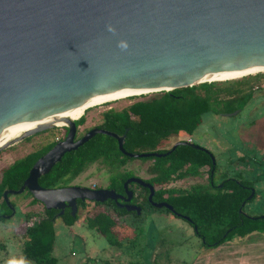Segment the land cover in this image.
<instances>
[{"label":"water","instance_id":"water-1","mask_svg":"<svg viewBox=\"0 0 264 264\" xmlns=\"http://www.w3.org/2000/svg\"><path fill=\"white\" fill-rule=\"evenodd\" d=\"M260 68L264 0H0V138L17 134L31 122L54 119L0 144V151L50 130L54 121L67 128L64 139L33 163L19 189L2 193L4 203L13 214L8 197L26 191L46 211L59 210L61 216L67 207L71 217L77 200L108 199L116 204L120 197L113 191L43 189L37 184L64 154L97 134L115 140L127 158L164 157L128 154L122 149L124 134L97 128L74 141L75 120H56L59 112L131 92H167L213 82L207 80L213 75ZM190 147L205 153L214 165L208 151ZM129 184L147 190L152 208L173 213L167 204L153 203V188L137 178L123 182L125 201L131 197ZM252 196L250 190L247 201ZM123 209L140 215L137 206Z\"/></svg>","mask_w":264,"mask_h":264},{"label":"trees","instance_id":"trees-1","mask_svg":"<svg viewBox=\"0 0 264 264\" xmlns=\"http://www.w3.org/2000/svg\"><path fill=\"white\" fill-rule=\"evenodd\" d=\"M139 97L142 99L120 110H110L100 114V123L96 127L117 136L124 134L122 149L128 154H159L164 153L157 150L161 141L178 133L191 136L199 127L203 115L210 113L221 116V114H230L235 111L237 114L240 113L253 99V87L247 80L223 82V84L211 82L153 93L146 99H143L142 95ZM127 99L132 100L133 97ZM82 123L81 116L76 121V125L79 126ZM55 144V141H51L2 169L0 206L5 213L2 214L3 217L0 214V221L13 215L11 210L6 208L2 193L19 189L33 163ZM240 159L242 157L238 160ZM128 160L132 159L118 151L115 140L97 134L76 150L64 154L47 174L37 180V184L43 189L59 186L65 179H74L88 166L95 164L112 173V177L108 179V189L115 190L118 187L121 193L122 182L133 176L125 173L123 169ZM141 160L152 162V166L148 169L150 174L148 182L154 189L152 201L164 202L171 207L174 214L166 209L150 207L148 209L164 211L171 217L187 218L190 227L195 230L193 235L199 239L201 247L214 248L232 238L242 239L252 233L264 234V220L258 216L248 218L249 216L247 217L243 211L244 206L258 196L254 187L260 180L258 177L254 176L251 181L227 178L218 182L217 185L214 183L211 187L195 184L186 190H180L174 187V184L181 179L199 178L203 173L206 175L210 173L211 162L205 153L179 146L164 157ZM256 164L259 167L263 166L261 168L264 169V155L257 160ZM262 173L264 176V170ZM250 190H253V196L247 201ZM259 196L261 197L262 194L259 193ZM31 204H38V202L32 199ZM9 205L14 208L12 204ZM78 208L86 212L81 202H78ZM112 211L106 213L93 209L90 213L88 212L83 223L86 229L100 236L109 247L120 249L122 241L113 231L116 221L112 217L120 218L128 214L116 208H112ZM52 214L53 212L44 210L43 217L35 220L34 215L24 214L25 218H30V221L24 230L19 253L23 263L57 264V259L53 255L55 244L53 223L56 218ZM130 215L133 216L135 221L133 225L136 227L135 224L141 220L142 214ZM261 215L264 216V214ZM77 219V215L71 217L66 212L59 221L69 229ZM134 233L135 236L141 234ZM202 241L204 244H201ZM132 247L133 244L130 245V248ZM128 264H145V262L135 261Z\"/></svg>","mask_w":264,"mask_h":264},{"label":"rangeland","instance_id":"rangeland-1","mask_svg":"<svg viewBox=\"0 0 264 264\" xmlns=\"http://www.w3.org/2000/svg\"><path fill=\"white\" fill-rule=\"evenodd\" d=\"M241 80H247L252 84L253 99L240 113L234 116H224L226 114L214 116L208 113L201 117L199 133L216 140L215 144H212L214 146L210 147L217 163L213 176L214 183L227 178L251 181L256 173L264 170L261 168L263 166L259 167L255 162L264 154V115H260V112H264V71L213 82L223 84ZM151 94L153 93L142 94L143 99ZM139 96H130L133 97L132 100H128V97L116 99L88 108L82 115L83 123L78 126L76 135L98 125L99 116L104 111L120 110L132 102L141 100L142 97ZM62 129L63 126H54L46 133L30 136L28 140H22L1 150L0 174L2 169L14 160L39 150L54 138H61ZM165 144L164 142L163 145ZM242 144L257 149L245 150ZM237 156H241L242 159L237 160ZM150 163L132 159L126 162L123 169L125 173L145 178L150 176L145 169ZM111 177L112 173L94 164L88 166L73 182L82 186L95 185L103 188ZM205 178L206 173H203L199 180H181L174 184V187L186 190L194 181L204 183ZM262 180L260 179L254 186L257 195L261 193L262 196L260 198L256 196L243 208L247 217H261V214H264ZM7 201L13 205L14 214L0 221V264H26L19 258L23 233L30 221L24 214L34 215L35 220L43 217V212L39 204H31L30 195L25 191L18 195H10ZM6 208L8 209L7 206ZM4 213L5 210L0 206L2 217ZM89 213L79 210L77 221L69 229L59 220L54 221L53 255L57 259V264H128L135 261L145 264H264V234L252 233L242 239L232 238L217 247L206 249L201 247L200 241L194 237L186 222L173 218L164 211L146 208L141 220L135 224L136 227L133 225L135 221L132 215L112 217L116 221L113 231L122 241V247L119 249L109 247L100 236L84 227L83 220ZM134 232L141 234L135 236Z\"/></svg>","mask_w":264,"mask_h":264},{"label":"flooded vegetation","instance_id":"flooded-vegetation-1","mask_svg":"<svg viewBox=\"0 0 264 264\" xmlns=\"http://www.w3.org/2000/svg\"><path fill=\"white\" fill-rule=\"evenodd\" d=\"M110 110L111 109H108V110H106L104 112H107V111H110ZM260 115H264V112H262V113L260 112ZM74 124H75L76 130H77L78 126L76 125V121L74 122ZM96 126H99V124L96 125ZM96 126L92 127L91 129L97 128ZM199 127H200V125H199ZM199 127H197L196 131L191 136H187L184 133H178L176 135H170L169 137H167L166 139H164L163 141H161L157 150L158 151H164V153H159L158 155H164V156H166L168 153H170V151H173L176 147H179V146H184V147H189V148H191L190 146H198V147H200V148L205 149L206 151H208L212 155V157L214 158L213 153H212L210 147L211 146H214L212 144H215L216 140L213 139V138L210 139L208 136H204V135L200 134L199 131H198L199 130ZM62 130H63L62 137L59 138V139L58 138H54V140H53L56 143L61 142L64 139L65 135H66L67 128L63 126V129ZM46 132H44V133H46ZM86 132H84L83 134H80L78 136L76 135V132H75L74 141H76L79 138H81ZM213 141H214V143H213ZM162 142L163 143L165 142L166 144L163 145ZM176 144H178V145L175 146ZM242 145H243L242 147L245 148V150H255V149H257V148H254V146L248 148V147L245 146V144H242ZM263 150H264V148H263ZM149 162H151V161H149ZM151 166H152V162L150 163V165H148L145 168L147 170V172H148V169ZM216 166H217V163H216L215 158H214V165L213 166L211 165L210 173L208 175H206V178L204 180V183H199V181H194L191 185H195L196 184V185L203 186L205 184L204 187H206V186H210V187L213 186L214 185L213 176H214V171L216 169ZM117 171L119 172V166L117 168ZM148 174H149V172H148ZM76 178H74V179H76ZM128 178H137V179H140L141 181H143L145 184H149L148 181H149L150 176L149 177L142 178V177H138L137 175L133 174V176L128 177ZM128 178H126V179H128ZM200 178L201 177H199V178L198 177L197 178H184V179H181V180H186V179L199 180ZM74 179H65V181L62 182V183H60L59 186H56V187H53V188H65V187H74V186L76 187V186H78V187H84V188H87V189L93 190V191H95V190L113 191L115 195H117L118 197H120V199H117L116 200V204L114 202H112L111 200H108V199L106 201H104L103 203L83 201L81 203L84 205L85 211L91 212V211H93V209H97L99 211H105L106 213H108V212H113L112 211V208H116L119 211L125 212L124 209H123L125 206H137V207L140 208V214H144L146 208L147 209L149 207L152 208L150 206V204L146 200V197L148 195L147 190L144 189V188L139 187L136 184H129V185L126 186V190L129 191V192H131V197L128 199V201H125L127 197H126L125 192H124L123 187H122L123 182L121 184V190H122V192L120 193L118 187L115 190L114 189H108V182L105 185V187L99 188V187H97L95 185H90V186L85 185V186H82L81 184L74 183L73 182ZM215 184L217 185V183H215ZM153 191H154V189H153ZM30 198H31V196H30ZM144 198H145V201H144ZM31 200H32V198H31ZM78 202H80V201H78V200L76 201V213H75V215H77L78 211L81 210V209L78 208ZM153 203H156V202H153ZM159 203H164V202H159ZM38 204L40 205V207L42 209V212L44 213V210L45 209L43 208V206L40 203H38ZM152 209H155V208H152ZM161 209H164V208H161ZM50 212H53L52 215L57 220H59L60 217H62L66 212L70 214V210L67 207H65L63 209L61 216L59 215V210H51ZM132 213L133 212H129L127 214L130 215ZM13 214H14V212H13ZM173 218H177V219L183 220L190 227V223L188 221H185L183 219V217L182 218L181 217H173ZM190 230H191L192 233L195 232V230L192 227H190ZM196 239L199 240L198 238H196ZM201 244H204L203 241L201 242Z\"/></svg>","mask_w":264,"mask_h":264},{"label":"bare ground","instance_id":"bare-ground-1","mask_svg":"<svg viewBox=\"0 0 264 264\" xmlns=\"http://www.w3.org/2000/svg\"><path fill=\"white\" fill-rule=\"evenodd\" d=\"M260 71H264V68L254 69V70H247V71H241V72H235V73H228V74L213 75V76L208 77L207 80L208 81L230 80V79H234V78H237V77H245V76H248L250 74L257 73V72L259 73ZM145 93H147V92L146 91H136V92H131V93H127V94H122V95L110 97V98H107V99H103V100H100V101H96V102H93V103H89V104H86V105H82V106H79V107H75V108H71V109L59 112L58 114H56L54 116V118L56 120H58V119L77 120L83 115L85 110H87L90 107H94L95 105H100V104H103V103H106V102H110V101H113V100H116V99L127 98V97H130V96H137V95L145 94ZM53 120L54 119H52V118H48V119H43V120L38 121V122H31L26 127H24L22 130H20L17 134H15V135H13L11 137L0 138V144L16 138L22 132H24L25 130H29V129L33 128L35 125L42 124V123H47V122H53ZM54 126H64V124L62 122H58V121L55 122L54 121Z\"/></svg>","mask_w":264,"mask_h":264},{"label":"crops","instance_id":"crops-1","mask_svg":"<svg viewBox=\"0 0 264 264\" xmlns=\"http://www.w3.org/2000/svg\"><path fill=\"white\" fill-rule=\"evenodd\" d=\"M263 155H264V154H261L260 157H262ZM240 157H241V156H237V160H238ZM260 157H258L257 160H258ZM257 160H255V162H257ZM252 170H253V169H252ZM262 174H263L262 172H258V173H256L254 176H255V178L258 177V179H263L262 181H264V176H263ZM262 189H263V188H262ZM257 197L260 198L259 195H258Z\"/></svg>","mask_w":264,"mask_h":264},{"label":"clouds","instance_id":"clouds-1","mask_svg":"<svg viewBox=\"0 0 264 264\" xmlns=\"http://www.w3.org/2000/svg\"><path fill=\"white\" fill-rule=\"evenodd\" d=\"M120 46H121L122 48H123V47H126V45H125V44H123V43H121V45H120Z\"/></svg>","mask_w":264,"mask_h":264}]
</instances>
